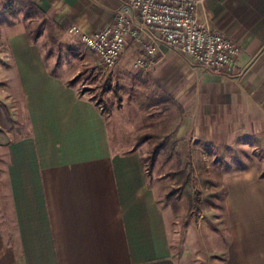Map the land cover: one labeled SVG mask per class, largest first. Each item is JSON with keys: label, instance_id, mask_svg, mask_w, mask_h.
Wrapping results in <instances>:
<instances>
[{"label": "crops", "instance_id": "1", "mask_svg": "<svg viewBox=\"0 0 264 264\" xmlns=\"http://www.w3.org/2000/svg\"><path fill=\"white\" fill-rule=\"evenodd\" d=\"M24 1L67 34L100 30L121 5ZM203 9L237 44L238 71L216 75L162 48L148 72L184 112L177 138L229 146L264 131V0H205ZM6 40L23 121L0 146V264H177L140 154L117 150L103 110L49 71L25 32ZM225 180L223 264H264V179L242 170Z\"/></svg>", "mask_w": 264, "mask_h": 264}, {"label": "rangeland", "instance_id": "2", "mask_svg": "<svg viewBox=\"0 0 264 264\" xmlns=\"http://www.w3.org/2000/svg\"><path fill=\"white\" fill-rule=\"evenodd\" d=\"M6 1L0 0V146L18 132L23 111L16 68L8 67L15 58L11 55V62L6 60V35L14 29L26 33L49 71L64 77L103 110L117 150L140 154L165 213L176 263L223 264L225 176L255 170L264 179V131L245 133L229 146L177 138L184 112L156 84L152 72L133 66L134 47H128L115 66L106 68L78 34L59 30L23 0ZM160 143L163 148L156 149ZM1 163L0 148V169Z\"/></svg>", "mask_w": 264, "mask_h": 264}, {"label": "built area", "instance_id": "3", "mask_svg": "<svg viewBox=\"0 0 264 264\" xmlns=\"http://www.w3.org/2000/svg\"><path fill=\"white\" fill-rule=\"evenodd\" d=\"M204 3L205 0H121L110 24L91 34L78 30L72 33L78 34L81 43L106 68L115 66L126 49L134 47L137 54L133 66L149 71L165 48L190 57L213 74L235 73L239 48L210 25Z\"/></svg>", "mask_w": 264, "mask_h": 264}, {"label": "trees", "instance_id": "4", "mask_svg": "<svg viewBox=\"0 0 264 264\" xmlns=\"http://www.w3.org/2000/svg\"><path fill=\"white\" fill-rule=\"evenodd\" d=\"M21 1H22V0H21ZM23 1H24V0H23ZM6 2H7V4H10L11 0H7ZM24 2H25L26 4L28 3V2H26V1H24ZM28 5H29L30 7H32L35 11H37V10H36V9L30 4V3H28ZM13 11H14V10H13ZM37 12H39V11H37ZM39 13H40V12H39ZM176 106L178 107V109H180V111H182V108H181L180 106H178L177 104H176ZM163 146H164V144H163V143H162V144L160 143V145L157 146L156 149H157V148H160V149H161V148H163ZM152 158H154V156H152ZM152 161H154V159H153Z\"/></svg>", "mask_w": 264, "mask_h": 264}]
</instances>
